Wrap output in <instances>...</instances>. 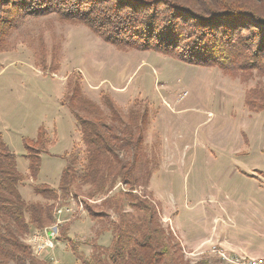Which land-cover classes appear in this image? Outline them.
<instances>
[{
	"label": "rangeland",
	"instance_id": "374dc122",
	"mask_svg": "<svg viewBox=\"0 0 264 264\" xmlns=\"http://www.w3.org/2000/svg\"><path fill=\"white\" fill-rule=\"evenodd\" d=\"M9 1L0 7V129L25 175L23 139H34L40 128L47 139L45 146L30 144L42 164L36 182L22 183L23 198L40 201L32 192L38 183L57 187L65 165L61 158L77 157L76 169L81 171L84 146L63 104L78 86L106 116L104 101H109L123 126L130 113L136 114L143 152L152 165L145 191L160 224L178 244L182 262L225 264L210 253L216 246L233 255L221 244L264 257V111H251L245 104L247 90L259 78L244 82L217 67L122 48L87 26L90 13L83 20L73 11L68 17L61 12L27 16L17 12L19 1ZM93 21L106 28L101 16ZM106 36L119 40L109 32ZM80 191L77 201L69 199L62 207L60 219L68 221L66 226L50 227L54 235L45 231L25 238L35 253L36 244L51 237L52 248L35 254L39 258L80 264L74 248L88 257L94 245H110L111 233L100 229L106 221H116L115 216L103 224L92 221L77 203L86 199L87 188ZM138 193H143L141 188ZM84 202L101 211L99 200Z\"/></svg>",
	"mask_w": 264,
	"mask_h": 264
},
{
	"label": "trees",
	"instance_id": "16d2710c",
	"mask_svg": "<svg viewBox=\"0 0 264 264\" xmlns=\"http://www.w3.org/2000/svg\"><path fill=\"white\" fill-rule=\"evenodd\" d=\"M17 1V12L27 16L61 12L68 17L79 13L75 18L83 20L82 16L90 13L87 26L122 48L151 50L186 64L217 67L244 82L257 76L258 82L246 92L245 104L251 111H264V0ZM6 2L11 1L0 0V7ZM100 16L105 20V32L93 21ZM106 32L119 36V40L113 41ZM104 102L108 116L84 98L78 86L63 98L79 128L84 161L77 171V157L61 158L65 165L56 188L44 183L32 186L34 197L40 201H26L21 187L26 179L38 180L42 157L31 153L34 147L30 144L45 146L46 131L40 128L34 139H23L25 175L0 129V264H52L36 256L25 238L52 227L56 211L69 199L77 201L82 188H87L85 195L80 194L84 200L100 201V212L91 205L89 208L84 200L77 202L92 221L103 224L112 215L116 221H106L109 223L100 229L112 235L108 247L94 245L88 257L74 248L80 264H188L181 261L178 244L160 224L156 207L145 191L152 165L143 152V132L135 125L136 114L130 113L123 126L120 113L109 101ZM66 225L64 222L61 228ZM194 264L214 263L201 260Z\"/></svg>",
	"mask_w": 264,
	"mask_h": 264
},
{
	"label": "built area",
	"instance_id": "2783aa9c",
	"mask_svg": "<svg viewBox=\"0 0 264 264\" xmlns=\"http://www.w3.org/2000/svg\"><path fill=\"white\" fill-rule=\"evenodd\" d=\"M67 211V210H66ZM63 209L60 208L56 211L55 213V223L53 226H55V228L58 225H61L62 223H64V219H60L62 214H63ZM51 229L53 230L54 228H50L47 231V234L49 235H54V231H51ZM44 231V232H45ZM46 248H52V239L51 237L49 239H46L43 243L41 244H36L35 247V254L39 255L40 253H43ZM210 253H212L213 255H215L220 261L225 262V264H264V257H247V256H238V255H228L226 252H224L221 248L213 246L211 247Z\"/></svg>",
	"mask_w": 264,
	"mask_h": 264
},
{
	"label": "crops",
	"instance_id": "0c3cea01",
	"mask_svg": "<svg viewBox=\"0 0 264 264\" xmlns=\"http://www.w3.org/2000/svg\"><path fill=\"white\" fill-rule=\"evenodd\" d=\"M39 177V176H38ZM44 183V182H42ZM47 184V183H44ZM68 222V221H65ZM208 240H205V242H207ZM221 247H223L225 250L230 251V253L234 254V255H238V256H247V257H258L257 255H252L251 252H247V250H244L242 248L239 247H235V246H231L228 244H221Z\"/></svg>",
	"mask_w": 264,
	"mask_h": 264
}]
</instances>
